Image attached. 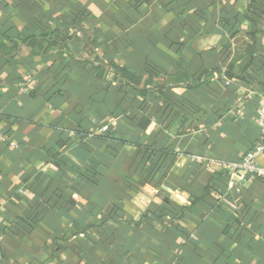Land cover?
Returning a JSON list of instances; mask_svg holds the SVG:
<instances>
[{"label":"crops","instance_id":"crops-1","mask_svg":"<svg viewBox=\"0 0 264 264\" xmlns=\"http://www.w3.org/2000/svg\"><path fill=\"white\" fill-rule=\"evenodd\" d=\"M255 1L0 0V264H264Z\"/></svg>","mask_w":264,"mask_h":264},{"label":"trees","instance_id":"trees-1","mask_svg":"<svg viewBox=\"0 0 264 264\" xmlns=\"http://www.w3.org/2000/svg\"><path fill=\"white\" fill-rule=\"evenodd\" d=\"M256 1L255 0H250V23H253L254 24V15H261L262 13H258L257 9H256ZM262 18V15L259 16ZM82 16L80 17L79 15L78 16H75L73 17V19L70 21V23H68V28H71V26H73L71 23L73 22H77V21H81L82 20ZM74 32V31H73ZM253 36V33L251 34ZM44 36V35H43ZM66 38H68V36H66ZM51 44H55V41H52ZM97 72H98V75L99 77L102 79V80H106V92H109V87H110V82H112V80L115 82H117L121 88L124 87V85H127V86H130V87H133L132 89L133 90H136L134 88H139V85H140V82L142 81L141 78H138L136 77L130 70H128L127 68H118L117 70H114V75L112 73H110V75L108 76V78H106V71L104 70V66H99L98 68H96ZM229 74V72H228ZM112 75V77H111ZM116 76V77H115ZM227 77V75H226ZM106 78V79H105ZM139 92V91H138ZM104 125H107L108 127V130L105 132V133H98V130L104 126ZM104 125H102L100 128H98L97 131H95V133H91V136H98L100 138H103V140L106 141V139H110V131H111V126L107 123H105ZM86 135V134H85ZM87 136V135H86ZM68 140L70 139H67L65 141H61L58 145L54 146V148L57 150L59 148H63L64 146L66 145H70ZM52 153V159L56 162H54V165L57 164L58 166L60 167H63V166H67V167H71L70 166V163L64 159V156H62V154L60 155L57 151L55 152H51ZM62 164V165H61ZM87 172V171H86ZM82 174H85L82 173ZM218 178H222L223 176L222 175H216ZM222 176V177H221ZM34 214L36 216H38V212L34 211ZM13 226L10 227V230L8 229V232H15L16 234L20 235L22 234V230H28L32 227L31 223H30V220L27 219V218H24V219H15V221H13Z\"/></svg>","mask_w":264,"mask_h":264},{"label":"built area","instance_id":"built-area-1","mask_svg":"<svg viewBox=\"0 0 264 264\" xmlns=\"http://www.w3.org/2000/svg\"><path fill=\"white\" fill-rule=\"evenodd\" d=\"M26 82L28 81H25L19 85L20 91L23 93L28 91V83ZM225 84L229 85V81L225 80ZM255 114L256 124L262 133L263 141L253 150L246 153L238 163L230 165L233 171V175H231V179L228 183L230 187L233 186V179H235V176L239 173H242L247 177L264 180V168L259 166L257 163L258 156L264 153V97L259 99L255 109ZM107 130V125H104L98 130V133H105ZM11 146L14 147L15 145L11 143Z\"/></svg>","mask_w":264,"mask_h":264},{"label":"rangeland","instance_id":"rangeland-1","mask_svg":"<svg viewBox=\"0 0 264 264\" xmlns=\"http://www.w3.org/2000/svg\"><path fill=\"white\" fill-rule=\"evenodd\" d=\"M25 81H28V82H26V83H29L30 79L27 77V78L25 79Z\"/></svg>","mask_w":264,"mask_h":264}]
</instances>
